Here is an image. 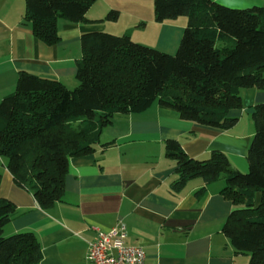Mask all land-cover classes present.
I'll list each match as a JSON object with an SVG mask.
<instances>
[{
  "label": "trees",
  "instance_id": "obj_1",
  "mask_svg": "<svg viewBox=\"0 0 264 264\" xmlns=\"http://www.w3.org/2000/svg\"><path fill=\"white\" fill-rule=\"evenodd\" d=\"M97 1L26 0L25 20L37 38L54 45L60 41L58 20L89 23L86 15ZM118 17L111 11L105 20ZM154 17L157 23L188 18L174 55L137 44L128 34H86L76 88L21 72L16 91L1 102L0 156L42 209L62 200L70 160L95 153L101 131L116 115L141 113L158 102L185 121L230 130L238 122L230 113L243 108L242 91L264 90V6L237 10L216 0H154ZM251 118L248 173L235 170L221 151L197 160L173 139L165 150L177 165L173 190L202 178V195L206 186L225 181L222 194L236 209L223 232L237 253L251 256L249 264H264V103ZM15 212L16 205L0 197V264H40L43 252L34 233L4 235Z\"/></svg>",
  "mask_w": 264,
  "mask_h": 264
},
{
  "label": "crops",
  "instance_id": "obj_2",
  "mask_svg": "<svg viewBox=\"0 0 264 264\" xmlns=\"http://www.w3.org/2000/svg\"><path fill=\"white\" fill-rule=\"evenodd\" d=\"M216 2L264 6V0ZM111 11L119 13L115 22L105 20ZM25 16L26 0H0V104L16 91L21 72L76 88L86 34H128L137 44L174 55L188 25L186 17L157 23L154 0H98L86 15L89 23L59 19L60 41L48 45L34 35ZM242 98L243 108L230 113L238 119L230 130L185 121L158 102L141 113L116 115L101 131L95 153L70 160L62 200L50 210L15 183L0 156V197L16 205L4 235L34 233L43 252L40 264H89V243L97 230L109 231L122 222L127 243L145 249L146 264H249L251 256L237 253L223 232L236 209L222 194L225 181L206 186L202 195L197 194L205 186L202 178L173 190L177 165L165 150V142L173 139L193 159L207 160L221 151L235 170L248 173L255 135L251 114L264 103V90H243ZM255 202L260 204V193Z\"/></svg>",
  "mask_w": 264,
  "mask_h": 264
},
{
  "label": "built area",
  "instance_id": "obj_3",
  "mask_svg": "<svg viewBox=\"0 0 264 264\" xmlns=\"http://www.w3.org/2000/svg\"><path fill=\"white\" fill-rule=\"evenodd\" d=\"M126 225L120 222L109 231L97 230L96 238L89 243V264H146L143 247L129 245Z\"/></svg>",
  "mask_w": 264,
  "mask_h": 264
},
{
  "label": "rangeland",
  "instance_id": "obj_4",
  "mask_svg": "<svg viewBox=\"0 0 264 264\" xmlns=\"http://www.w3.org/2000/svg\"><path fill=\"white\" fill-rule=\"evenodd\" d=\"M218 4H220V3H218ZM220 5H223V6H225V7H228V8H231V9H237V10H244V9H248V8H242V7H238V6H235V5H233V6H226V5H224V4H220Z\"/></svg>",
  "mask_w": 264,
  "mask_h": 264
}]
</instances>
